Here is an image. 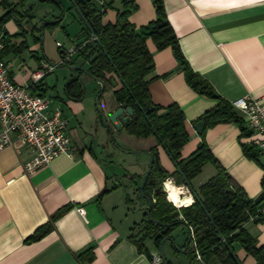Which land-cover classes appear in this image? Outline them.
I'll list each match as a JSON object with an SVG mask.
<instances>
[{
  "label": "crops",
  "instance_id": "0c3cea01",
  "mask_svg": "<svg viewBox=\"0 0 264 264\" xmlns=\"http://www.w3.org/2000/svg\"><path fill=\"white\" fill-rule=\"evenodd\" d=\"M9 1L17 4L20 0ZM59 1L60 6L53 1L25 0V5H18L14 16L1 27L4 37L7 34L4 58L10 76L21 85L31 83L33 71L43 60L52 61L49 44L53 33L63 31L70 49L89 37L77 5L71 0ZM105 1L109 5L103 23H113L124 0ZM132 1L129 20L133 24L141 27L156 19L155 0ZM95 2L100 6L98 0ZM163 3L184 58L222 98L233 102L252 95L264 100V0ZM6 12L0 6V18ZM52 21L58 23L47 25ZM147 44L157 76L149 86L153 103H177L186 117L190 138L182 148L183 157L205 139L217 160L204 166L203 171L209 172L207 178L216 175L220 166L250 198L259 197L263 193L264 167L244 151L245 146L258 147L257 136L250 131L243 134L234 122L217 123L197 132L195 124L218 101L189 85L183 62L171 46L159 49L151 39ZM65 46L57 45L61 58L68 51ZM72 59L74 63L66 65L69 70L55 76L53 71L31 88L49 99L50 110L61 107L74 155H59L49 166L29 176L24 163L31 158L32 150L22 139L15 137L13 145L0 152V264H164L161 249L169 264H177V252L183 253V264H212L211 259L191 260L193 245L186 224H182L185 235L181 239L175 237V228L164 243L156 240L161 232L148 226L149 204L141 190L150 165L148 152H158L162 167L170 173L176 170L175 163L155 135H131L122 124L119 130L112 127L116 143L111 139L97 109L96 97L102 85L78 68L88 69L87 61L77 53ZM74 75H80L85 86V95L79 100L68 97L65 91ZM85 75L95 84L85 82ZM113 76L120 87L119 78ZM102 104L106 115L121 105L113 94H107ZM261 161L264 164L262 156ZM154 180L160 181L159 176L155 175ZM166 180L177 184L175 176ZM179 186L187 188L185 183ZM151 196L154 198L153 193ZM67 206L54 220L52 229L39 239L27 240ZM245 227L258 245L264 244V215ZM234 247L242 264H257L241 243Z\"/></svg>",
  "mask_w": 264,
  "mask_h": 264
},
{
  "label": "trees",
  "instance_id": "16d2710c",
  "mask_svg": "<svg viewBox=\"0 0 264 264\" xmlns=\"http://www.w3.org/2000/svg\"><path fill=\"white\" fill-rule=\"evenodd\" d=\"M46 1H53L60 6L59 0ZM154 2L156 19L141 27H137L129 20L133 6L132 0H124L123 8L117 9V20L113 23H103V16L109 5L106 1L104 6H99L95 0L90 1L89 7H84L81 3L77 4L85 24L84 29L89 34L88 39L84 41L85 44L82 42L78 45L81 48L77 55L88 62V70L92 77L104 83L100 97L101 105L103 106L102 100L105 94L112 92L117 102L133 107L134 114L124 126L126 131L138 137L155 135L176 166V170L172 173L163 168V170L153 169L150 174L143 189L144 194L153 193L155 198L150 210L146 213L148 226L161 232L160 235H156V240L160 243L177 225L186 224L191 227L196 243L190 248L192 261L197 260L198 252L202 260L211 259L212 264H242L234 247L235 243L239 242L249 254L256 258L257 264H264V244L258 245L256 237L245 227L250 214L256 213L264 204V178L263 193L255 199L250 198L231 175L220 166L216 175L195 188L192 185L193 179L202 173L207 163H217V160L205 139L192 153L183 157L181 151L189 141L190 135L181 106L177 103L161 106L153 103L151 99L149 86L157 76L153 54L147 44L150 39L159 49L171 46L183 62L189 85L198 93L218 101L217 105L208 110L198 122H205V128L217 123L234 122L239 125L243 134L250 131L244 117L232 102L222 98L212 84L188 64L179 47L178 36L167 18L163 0ZM18 5L24 6L25 0H20L17 4L9 0H0V6L7 9L0 18V28L14 16L13 12ZM57 23L47 22V25L55 26ZM93 34L98 36V40L89 41ZM6 35L3 56L8 46ZM73 63L74 60L71 59L68 64ZM114 74L121 82L120 87H117ZM65 91L68 97L73 99L79 100L84 97L85 86L80 75L71 77ZM148 103L152 104L151 109H148ZM111 139L116 142L114 137L111 136ZM244 151L249 158L256 160L264 167L261 161L262 154L257 146H245ZM155 175L159 176L161 186L168 177L175 176L178 185L184 183L187 185L194 202L182 207L175 206L167 199L162 189L157 190L155 180L153 184L150 183V179H154ZM67 209L68 206L59 210L50 222L41 226L27 240L42 237L53 228L54 220ZM262 216L256 220H260ZM154 219L159 223H155ZM163 223L169 225H163ZM89 258L92 259L93 254Z\"/></svg>",
  "mask_w": 264,
  "mask_h": 264
},
{
  "label": "built area",
  "instance_id": "2783aa9c",
  "mask_svg": "<svg viewBox=\"0 0 264 264\" xmlns=\"http://www.w3.org/2000/svg\"><path fill=\"white\" fill-rule=\"evenodd\" d=\"M98 1L100 6H104L105 0ZM96 40H98L96 34H93L89 39V41ZM57 45L63 46L61 42H57ZM80 48L81 46L77 45L68 50L61 63L68 64ZM4 49V33L0 28V152L12 146L15 137L22 139L32 150L31 158L24 163L26 174L31 176L40 169L49 166L59 155H74L71 138L68 134V122L64 118L60 106L50 110L49 99L42 93L34 92L31 88L53 72L55 66L43 60L40 67L33 71L31 83L21 85L10 76L8 65L3 56ZM232 104L240 111L252 134L257 136L255 144L258 145L262 157H264V100L247 95L233 101ZM165 182L166 180L163 182L162 188L167 193ZM78 211L85 214L83 208H79ZM261 215H264V204L256 213L250 214L247 223L255 221ZM189 230L191 240H193L192 244L195 246L193 230L191 227ZM197 259L203 261L198 252Z\"/></svg>",
  "mask_w": 264,
  "mask_h": 264
},
{
  "label": "water",
  "instance_id": "95a60500",
  "mask_svg": "<svg viewBox=\"0 0 264 264\" xmlns=\"http://www.w3.org/2000/svg\"><path fill=\"white\" fill-rule=\"evenodd\" d=\"M75 5H77L78 3H81L84 7H89V3L91 0H71ZM55 22V21H52ZM45 29V26H43V31ZM74 68H76V66H73ZM80 70L86 72L87 74L91 75V72L83 67H78ZM94 78V77H93ZM96 79V78H94ZM97 81H99L102 85L101 91L99 92L98 96L96 97V101H97V109L99 111V114L101 116L102 122L103 124L108 128V130L110 131V134L112 137H114V131L112 129V127H114L115 129L119 130L121 129L122 124L127 123L130 118L133 116L134 114V109L131 106H128L127 104H121L118 108H116L113 112H111L110 114L106 115L105 114V109L103 108V106L100 103V96L103 93V89H104V83L101 80L96 79ZM148 109H151L153 106L151 103H148ZM205 126V122H198L197 124H195V128L197 130V132L201 133L204 129ZM116 143V142H115ZM149 156H150V165L148 168V171L145 175V179L142 183L141 186V190L143 191L149 177L150 174L152 172L153 169H159V170H163V167L161 165L160 159H159V154L158 152H148ZM154 179L151 178L150 179V183H154ZM162 186H158L157 190H161ZM143 196L147 199L148 201V210H150L152 203L154 202V198L151 195H146L143 194ZM155 223H159L158 220H153ZM163 225H169V224H165L163 223ZM190 239H191V235H190ZM165 241V240H164ZM163 241V243H164ZM162 243V245H163ZM162 251V259H163V263L164 264H169L166 256L163 253V249H161Z\"/></svg>",
  "mask_w": 264,
  "mask_h": 264
},
{
  "label": "rangeland",
  "instance_id": "374dc122",
  "mask_svg": "<svg viewBox=\"0 0 264 264\" xmlns=\"http://www.w3.org/2000/svg\"><path fill=\"white\" fill-rule=\"evenodd\" d=\"M57 41H60L61 44L63 45L65 43V47L67 50H70L69 48V41L67 40L66 38V35L63 31H59V33H53V36H52V42H50L49 44V51H50V56L52 58V61H48L49 63H51L52 65L55 66L54 68V71L55 73L53 72V76H55L56 74H60L62 71L64 70H69L68 67L66 66L67 64H62L61 61H62V58H61V54L59 53V49L57 47ZM83 79L86 81H91V82H94L92 84H95V80L92 79L91 77H88V76H83ZM107 94H113L112 92H109V93H106L105 96ZM104 96V97H105ZM129 157L127 158H130V156L132 155H128ZM148 171V169H147ZM209 175V172L207 169H205L201 175H199L197 178H195L193 181H192V185L197 188L201 185V183H203L204 181H206L205 179L208 177ZM208 179V178H207ZM167 183V181H166ZM165 192V191H164ZM166 193V192H165ZM185 195H190L192 194L191 191L187 188H185ZM182 193V194H184ZM183 195V197L185 196ZM166 196H167V199H168V194L166 193ZM169 200V199H168ZM194 201V200H193ZM172 202V201H171ZM173 203V202H172ZM174 204V203H173ZM175 205V204H174ZM176 206V205H175ZM174 235L175 237H177L178 239H181L182 237H184V227L182 226V224H179L177 225L176 229H175V232H174ZM166 252V251H165ZM167 257V256H166ZM184 255L182 252H177L176 253V260L175 262L177 264H183L185 263V259H184ZM168 259V257H167Z\"/></svg>",
  "mask_w": 264,
  "mask_h": 264
},
{
  "label": "bare ground",
  "instance_id": "6f19581e",
  "mask_svg": "<svg viewBox=\"0 0 264 264\" xmlns=\"http://www.w3.org/2000/svg\"><path fill=\"white\" fill-rule=\"evenodd\" d=\"M167 184L165 182L166 185V190H167V194H168V199L172 202H174L175 204H177L178 206H185V205H189L191 203H193V196H189V195H185L183 197V194L185 192V188L182 186H179L177 184H175L172 180H166ZM182 192V193H179Z\"/></svg>",
  "mask_w": 264,
  "mask_h": 264
},
{
  "label": "flooded vegetation",
  "instance_id": "af4514ba",
  "mask_svg": "<svg viewBox=\"0 0 264 264\" xmlns=\"http://www.w3.org/2000/svg\"><path fill=\"white\" fill-rule=\"evenodd\" d=\"M155 186H161V183H160V181H156V184H155ZM162 190H163V188H162ZM164 191V190H163Z\"/></svg>",
  "mask_w": 264,
  "mask_h": 264
}]
</instances>
